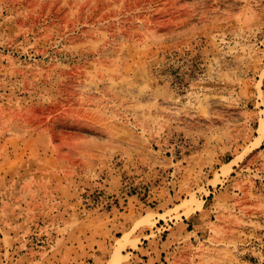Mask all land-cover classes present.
<instances>
[{
    "label": "rangeland",
    "instance_id": "1",
    "mask_svg": "<svg viewBox=\"0 0 264 264\" xmlns=\"http://www.w3.org/2000/svg\"><path fill=\"white\" fill-rule=\"evenodd\" d=\"M261 126L264 0H0V264H264Z\"/></svg>",
    "mask_w": 264,
    "mask_h": 264
},
{
    "label": "bare ground",
    "instance_id": "2",
    "mask_svg": "<svg viewBox=\"0 0 264 264\" xmlns=\"http://www.w3.org/2000/svg\"><path fill=\"white\" fill-rule=\"evenodd\" d=\"M260 130H261V137H262V135L264 134V126H261ZM261 137H260V139H261ZM260 139L258 140V142L260 141ZM119 251H120V248H117L111 264H118L119 263Z\"/></svg>",
    "mask_w": 264,
    "mask_h": 264
}]
</instances>
